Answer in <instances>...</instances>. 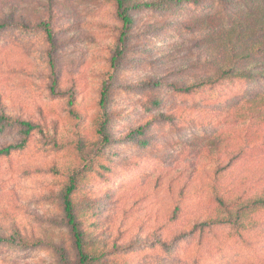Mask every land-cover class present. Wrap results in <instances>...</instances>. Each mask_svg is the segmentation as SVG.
Masks as SVG:
<instances>
[{
  "label": "rangeland",
  "instance_id": "rangeland-1",
  "mask_svg": "<svg viewBox=\"0 0 264 264\" xmlns=\"http://www.w3.org/2000/svg\"><path fill=\"white\" fill-rule=\"evenodd\" d=\"M3 1L35 12L48 2ZM54 1L72 10L64 18L72 24V42L51 47L40 31L16 27L0 31V96L11 107L22 106L39 123L25 135L22 127L0 121V145L21 144L9 156H0V208L16 214L28 236L33 233L43 239L36 247L13 240L9 226L0 233L8 237L0 240V264H79L61 198L68 177L75 174L84 178L73 200L85 226V264H256L261 246L242 243L236 228L220 229L218 237L209 235L204 241L191 237L180 248L167 250L152 241L115 252L103 248V232L86 228L92 221L88 210L96 212L97 206L103 207L101 213L117 217L133 198L142 207H168L164 190L138 199L142 181L181 162L201 164L196 144L200 147L216 129L205 126L209 117H200L198 111L228 109L241 102L247 86L239 82H223L207 89L204 97L175 93L165 85L153 88L157 75L165 80L175 64L197 59L199 35L190 22L203 16L222 22L225 10L215 2L161 13L146 9L136 13L135 26L126 30L114 0ZM156 19L170 24L164 31L166 41L157 38L158 28L146 27L155 44L149 49L148 37L141 34L144 25L136 24ZM48 49L59 58V87L53 86ZM165 49L167 63L162 61ZM185 70L179 77L186 80L210 72L203 65ZM157 88L155 94L164 105L148 109L145 101ZM172 105L195 111L171 120L164 114ZM137 122L143 125L142 135L132 130ZM111 196L119 198L110 203Z\"/></svg>",
  "mask_w": 264,
  "mask_h": 264
},
{
  "label": "trees",
  "instance_id": "trees-1",
  "mask_svg": "<svg viewBox=\"0 0 264 264\" xmlns=\"http://www.w3.org/2000/svg\"><path fill=\"white\" fill-rule=\"evenodd\" d=\"M214 2L225 10V18L220 19L222 22L204 16L190 22L199 35L197 59L175 64L165 80L157 75L153 78V88L165 85L175 93L204 97L207 89L223 82H239L247 86L242 87L241 102L228 109L203 107L198 111L200 117H209L203 124L216 129L205 137L200 147L196 144L194 150L201 164L181 162L142 181L138 199L164 190L168 207H142L133 198L120 217L101 213L102 206H97L96 212L88 210L92 221L86 228L104 233L106 237L101 242L108 251L152 241L169 250L180 248L182 242L191 237L204 241L209 235L218 237L220 229L236 228L242 243L249 247L261 246L262 251L256 254V264H264V0H114V5L123 28L130 30L135 26V15L139 11L149 9L161 13L186 5L203 7ZM71 13L69 5L54 0H48L39 12L22 8L16 2L0 0V31L10 27L25 32L40 31L51 47L68 44L73 41L74 32L72 24L64 18ZM169 24V20L156 19L145 24L138 22L136 26L144 25L141 34L148 37L145 45L151 49L155 44L150 37L151 29L146 27L158 28L157 38L166 41L164 31ZM69 32L71 34H67ZM123 36L128 39L127 34ZM165 50L162 61L167 63L169 58ZM47 55L53 86L59 87V58L50 49ZM202 65L210 72L195 75L191 80L179 77L187 73L186 67L195 69ZM158 88L145 101L148 109L164 105V100L155 94L160 90ZM194 111L172 105L169 113L164 115L171 120L180 119ZM135 113L140 114V110L135 108ZM0 121L22 127L25 135L39 125L22 106L11 107L1 96ZM134 127L132 130L136 129L138 135L144 133L140 130L141 122ZM19 147L21 144L0 145V156L7 157ZM83 180L79 174L69 176L61 196L66 224L79 253V264H85L88 259L84 253L85 226L75 213L73 195ZM118 198L111 196L108 201L113 203ZM11 202L16 203L12 199ZM171 222L175 225L170 226ZM6 223L9 225L5 226ZM21 223L16 214L0 208V233L10 226L13 240L35 247L43 243V239L33 233L28 236L24 226L25 231H22ZM5 239L8 237L0 236L1 241Z\"/></svg>",
  "mask_w": 264,
  "mask_h": 264
}]
</instances>
